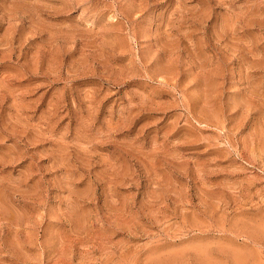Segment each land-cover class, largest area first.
<instances>
[{
	"label": "rangeland",
	"instance_id": "obj_1",
	"mask_svg": "<svg viewBox=\"0 0 264 264\" xmlns=\"http://www.w3.org/2000/svg\"><path fill=\"white\" fill-rule=\"evenodd\" d=\"M0 264H264V0H0Z\"/></svg>",
	"mask_w": 264,
	"mask_h": 264
}]
</instances>
